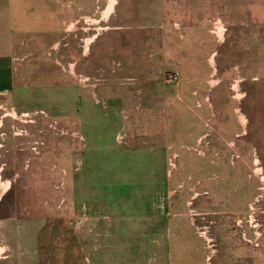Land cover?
Wrapping results in <instances>:
<instances>
[{
    "label": "rangeland",
    "instance_id": "rangeland-1",
    "mask_svg": "<svg viewBox=\"0 0 264 264\" xmlns=\"http://www.w3.org/2000/svg\"><path fill=\"white\" fill-rule=\"evenodd\" d=\"M114 2L0 0V264H264V0Z\"/></svg>",
    "mask_w": 264,
    "mask_h": 264
},
{
    "label": "crops",
    "instance_id": "crops-1",
    "mask_svg": "<svg viewBox=\"0 0 264 264\" xmlns=\"http://www.w3.org/2000/svg\"><path fill=\"white\" fill-rule=\"evenodd\" d=\"M232 3V4H231ZM231 6H234V7H237V8H240L241 6H240V3H239V0H231V2H230V4H228L226 7L228 8V9H230L231 8ZM1 22H3V21H0V32L1 31H4V29H5V26H3V24L4 23H1ZM10 27H11V30H9V31H5V32H2V33H0L1 35H0V51H2V53H6L7 52V54H3V56H2V59H7L8 58V56L7 55H11L12 53H13V55H18V54H20L22 51H24V49H22L21 47H20V45L18 44V43H15V41L13 42L12 41V43H9L8 45H2V39L6 36V34H9V32L10 33H12V38L14 39V37H15V35H17L19 32H21V27H20V25H19V27H18V25H16V23L15 22H12L10 25H9ZM12 31V32H11ZM15 34V35H14ZM11 38V39H12ZM10 48V49H9ZM8 49V50H7ZM10 52H12V53H10ZM6 57V58H5ZM7 65H5L4 63H0V86L4 83V82H6V81H12L11 83H13V80H12V78H13V75H11V73L9 72V76H3L2 77V71H5V70H8V68L6 67ZM0 93H2V91H0ZM253 231V230H252ZM251 233H253V232H251Z\"/></svg>",
    "mask_w": 264,
    "mask_h": 264
},
{
    "label": "bare ground",
    "instance_id": "bare-ground-1",
    "mask_svg": "<svg viewBox=\"0 0 264 264\" xmlns=\"http://www.w3.org/2000/svg\"><path fill=\"white\" fill-rule=\"evenodd\" d=\"M114 0H113V4H112V6L114 5ZM115 6V5H114ZM114 6L113 7H111V9L113 8L114 9ZM224 30V29H223ZM223 30H221L220 29V33H219V37H220V39H222L223 38V36H222V33H223Z\"/></svg>",
    "mask_w": 264,
    "mask_h": 264
},
{
    "label": "built area",
    "instance_id": "built-area-1",
    "mask_svg": "<svg viewBox=\"0 0 264 264\" xmlns=\"http://www.w3.org/2000/svg\"><path fill=\"white\" fill-rule=\"evenodd\" d=\"M216 25L218 26V25H220V23H217ZM222 27H223V26H218V28H217V29H218V30H217V32H216V31L214 32V33H215L217 36H218V34H217V33H218L219 29L223 30V28H222Z\"/></svg>",
    "mask_w": 264,
    "mask_h": 264
},
{
    "label": "flooded vegetation",
    "instance_id": "flooded-vegetation-1",
    "mask_svg": "<svg viewBox=\"0 0 264 264\" xmlns=\"http://www.w3.org/2000/svg\"><path fill=\"white\" fill-rule=\"evenodd\" d=\"M225 31V30H224ZM223 34V33H222ZM224 35V34H223ZM219 37V36H218ZM219 39H220V37H219Z\"/></svg>",
    "mask_w": 264,
    "mask_h": 264
}]
</instances>
